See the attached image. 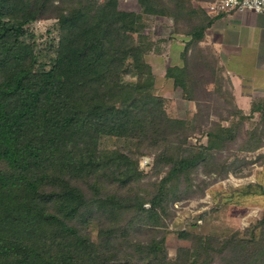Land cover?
Here are the masks:
<instances>
[{
    "label": "trees",
    "instance_id": "trees-1",
    "mask_svg": "<svg viewBox=\"0 0 264 264\" xmlns=\"http://www.w3.org/2000/svg\"><path fill=\"white\" fill-rule=\"evenodd\" d=\"M34 1L0 0V264H264V215L243 234L196 238L186 259L172 262L165 237L143 242L132 236L157 233L158 197L148 209L144 201L127 207L117 196L90 201L71 185V180L96 178L113 166L124 169V180L113 175L123 187L140 180L138 163L131 165L119 152H102L100 138L158 145L164 137L178 138L186 123L168 116L161 97L144 95L142 86L123 81L131 60L154 83L145 53L129 36L136 33L141 15L118 10L116 0L98 8L89 0L60 12L64 34L57 56L48 70L35 71L32 56L16 52L24 27L44 14V4L37 8ZM139 1L148 14H164L158 1ZM212 20L192 35V42L203 40ZM184 67L167 71L183 92ZM259 107L254 105V111ZM202 159H182L177 166L185 174ZM93 190L100 191L97 185ZM94 208L105 219L97 242L70 225ZM128 212L130 220H117ZM142 218L146 221L139 222Z\"/></svg>",
    "mask_w": 264,
    "mask_h": 264
},
{
    "label": "rangeland",
    "instance_id": "rangeland-1",
    "mask_svg": "<svg viewBox=\"0 0 264 264\" xmlns=\"http://www.w3.org/2000/svg\"><path fill=\"white\" fill-rule=\"evenodd\" d=\"M103 1L92 0L96 8ZM156 1L162 4L157 9H163L164 14H148L139 0H116V5L120 11L141 15L136 33L129 36L145 53V62L152 63L158 73L168 63L175 65L179 61V46L183 47V42L186 44V91L179 94L171 82L161 79L155 78L151 83L150 77L142 75L131 60L127 62L129 65L125 68L123 81L129 86H142L146 89L144 95L161 97L168 116L186 123L184 131L178 138H162L164 140L161 139L158 145L133 138L102 137L99 149L128 156L131 165L132 162L138 163L142 177L123 187L125 185L121 182L113 180V175L124 180V169L119 172L113 166L100 171L96 178L71 180V185L82 190L90 201L117 196L127 207L144 201V207L148 209L153 199L160 198H156L161 216L160 224L155 227L157 233L135 232L132 236L143 242L165 237L169 260L177 262L186 259L188 252L193 251L196 238L204 236L225 240L235 232L243 234L262 219L264 198L258 200V196L264 194V190L257 187L258 182L254 178L258 169L264 166V146L255 149L260 143L264 144V104L256 102L254 105H259L258 110H262L254 111L252 108L247 115L238 109L231 84L220 71L216 58L199 42H192V35H198L199 29L216 16L209 12L210 0ZM176 1L180 3L176 4ZM81 2L84 4L89 0L34 1L37 8L44 4V14L24 27L16 52L32 56L35 71L48 70L57 56L64 34L57 18L59 13H66ZM161 51H169V62L166 60L168 55L163 58ZM210 84H213L212 88ZM188 102H194L196 110H191L193 104ZM167 149H170L168 154ZM168 157L174 162L169 163ZM194 157L203 159L183 174L177 163ZM171 169L174 171L172 175ZM95 185L100 189L98 193L93 190ZM250 197L251 201L248 200ZM94 211L90 210L88 217H82L80 221H70V225L80 227L83 236L89 235L97 242L105 219L104 212H97L96 208ZM130 213L122 216L121 213L117 220L128 219ZM86 219H90L88 226L82 225ZM145 221L144 218L139 220ZM121 250L126 251L124 244Z\"/></svg>",
    "mask_w": 264,
    "mask_h": 264
},
{
    "label": "crops",
    "instance_id": "crops-1",
    "mask_svg": "<svg viewBox=\"0 0 264 264\" xmlns=\"http://www.w3.org/2000/svg\"><path fill=\"white\" fill-rule=\"evenodd\" d=\"M181 44L183 47L179 46V61L175 65L168 63L161 73L148 62L154 79L171 82L172 88L180 91L179 94H183V90L175 86L172 78L167 77V71L174 67L184 68L186 44ZM199 44L216 58L220 71L231 84L234 104L238 109L247 115L252 112L256 102H264V13L248 11L213 18ZM165 54L169 62V51L163 52V58ZM212 87L213 84H210ZM192 104L191 110H196L197 105L194 102ZM255 179L257 187L264 190V166L258 169ZM263 198L264 194L258 196V200ZM248 200L251 201L252 197Z\"/></svg>",
    "mask_w": 264,
    "mask_h": 264
},
{
    "label": "built area",
    "instance_id": "built-area-1",
    "mask_svg": "<svg viewBox=\"0 0 264 264\" xmlns=\"http://www.w3.org/2000/svg\"><path fill=\"white\" fill-rule=\"evenodd\" d=\"M209 9L216 16L248 11L264 13V0H210Z\"/></svg>",
    "mask_w": 264,
    "mask_h": 264
}]
</instances>
